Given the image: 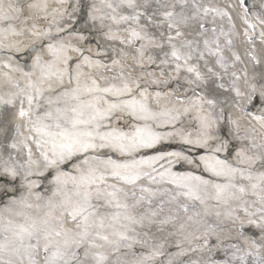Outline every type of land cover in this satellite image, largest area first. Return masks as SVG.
Segmentation results:
<instances>
[{
  "label": "bare ground",
  "instance_id": "bare-ground-1",
  "mask_svg": "<svg viewBox=\"0 0 264 264\" xmlns=\"http://www.w3.org/2000/svg\"><path fill=\"white\" fill-rule=\"evenodd\" d=\"M197 2L201 5V16L182 26L181 31L185 35L174 41L182 53L189 51L183 47L185 41L193 42V58L189 64L200 71L203 80L189 84L195 76L183 67L176 70L177 62L170 55L171 49L166 39L160 36V32L165 31L164 28L149 27L143 16L139 23L131 20L116 23L112 19L115 16L120 20L121 16H131L134 12L144 13L143 7L132 9L121 0H0V9L10 13L12 18L10 24L0 19V28L3 30L0 31V233L8 226L9 220L16 225L24 224L27 217H44L50 211L45 201L53 197L54 193L57 196L54 200L55 207L51 209L53 216L58 217L63 212L66 229H75V224L78 223L73 222L68 212L59 207L65 194L71 196L73 201L77 199L73 195V186L70 183L66 186L57 185L55 177L68 168L75 175L78 166H88L83 164L82 158H74L75 162L69 161L56 167L46 166L42 152L48 151L51 158L50 145L43 148L38 146L40 136L31 130L28 118H20L18 115L20 101L24 100V108L27 110V100L16 84L18 82L27 89L28 78L24 76V72H36L33 63L27 62L38 55L45 61H50L52 57L47 52L46 44H63L69 46L73 73L82 60V64H79L83 73L80 77L82 85H90L92 79H95L101 87H119L122 83L119 74L123 69L126 79L131 77L140 85L139 91L134 88L133 95L140 99L139 92L147 90L146 103L153 112L183 114L176 122L179 133L170 137L167 134L174 131L173 125L161 123L167 117L158 115L156 131L165 134L166 138L154 149H142L134 153L136 159L158 156L162 152H181L191 160L189 162L165 156L155 164L156 171L143 168L142 171L157 176L155 183L147 176L133 184L109 177L107 183L116 184L128 193L127 196L120 194V198L128 205L127 214L135 222L121 221V225H127L120 230L128 237L127 243L130 246H120L118 250L105 247L94 251L104 252L108 256L107 264H136L137 260H143L144 264H228L229 261L231 264H240L241 258L245 259V264H255L258 260H264V222L261 220L264 213L258 210L262 206L259 196L253 195L249 189L245 194H238L235 199L217 198L215 185H227L229 177L214 175L202 160L214 153L231 167L252 168L254 175L264 173V124L256 119V116L264 115V0H248L247 3H242L241 0ZM29 3H46L47 9L28 8ZM109 3L113 5L112 8L107 7ZM136 3L143 5L144 0H136ZM17 5L22 9L19 12L16 11ZM90 6L97 9L90 11ZM205 7L227 12L231 20L227 16H218L215 12H209L205 16L202 12ZM154 8L155 5L153 9H149V13ZM103 17H109L113 21L109 22ZM201 23L204 24L203 28L199 27ZM252 24L256 27L252 28ZM11 25L28 26L23 29L31 27L32 31L24 33L25 30L21 29L18 34ZM130 29H135L142 35L155 34L157 42H163L165 46L157 48L155 44L149 45L146 40L128 43ZM43 33L50 35H42ZM38 34L41 36L38 37ZM74 34L80 37L72 36ZM96 35L99 36L96 40L90 38ZM205 39L209 42L219 40L226 68L220 67L217 56L207 53L203 43ZM229 40L232 41L231 44L228 43ZM93 43L102 52L113 50L115 54L103 57H114L112 60L116 63L90 66L84 63L82 52L73 51L74 48ZM141 43L145 45L143 58L138 51ZM34 45L38 46L35 50ZM212 47L216 48L215 43H212ZM92 52L96 54L94 50ZM198 53H204L203 57H198ZM8 55L28 57V61L24 59V64H20ZM236 56H239V60H236ZM179 63L183 64V61ZM9 64L11 67L7 66ZM38 76L39 73L36 72L31 79L37 81ZM64 83L67 84V78ZM45 88V98L42 101L44 109L41 111L50 110L55 116V110L63 108L64 102L61 100L49 105L47 100H55L60 95L62 86L53 79L52 90H47V85ZM237 89L241 93L239 96L236 94ZM156 93H160L159 98ZM253 97L259 99L253 102ZM128 98L130 97H121ZM9 99L13 103H4ZM249 100L252 102L249 103ZM38 102L41 101L37 96L33 105V120ZM101 106L106 107L103 102ZM119 116L123 118L112 120L110 127L129 131L133 126L144 123L129 116L127 112H122ZM185 136L194 142L186 143ZM205 136L210 137L208 146L201 148L195 141ZM12 144L16 147L13 148ZM101 152L106 153L104 159L109 156L120 161L132 158L111 149H97L91 155ZM168 169L182 177H198L208 181L207 185H200L197 192L201 199L195 200L184 195L183 192L187 189L169 183L167 177L161 180L159 173ZM231 182L237 186L252 183L242 179L239 173L235 174ZM188 183L196 184L197 181L189 180ZM141 186L152 189L154 194L151 203L140 199L141 195H149L142 193ZM165 189L171 191L165 193ZM229 191L235 192L236 189ZM133 192L136 193L135 196L132 195ZM182 204L189 206L188 211H184ZM8 206L13 209L12 212L7 211ZM113 211L115 209L100 208L101 214ZM52 223L56 224L55 219ZM106 234L110 239H118L110 233ZM237 248L241 250L238 251ZM77 252L83 264H92L91 257L83 254L84 246L77 249ZM235 252H241V258L226 257ZM43 257L41 249L38 258L40 264H44Z\"/></svg>",
  "mask_w": 264,
  "mask_h": 264
},
{
  "label": "snow or ice",
  "instance_id": "snow-or-ice-1",
  "mask_svg": "<svg viewBox=\"0 0 264 264\" xmlns=\"http://www.w3.org/2000/svg\"><path fill=\"white\" fill-rule=\"evenodd\" d=\"M121 2L132 9L143 7L144 13L134 12L131 16H121L120 20L113 16L112 19L116 23L129 20L139 23L143 16L149 27L164 28L165 31L160 32V36L166 39L171 49L170 55L177 62L176 70L179 71L183 67L188 73L194 74L195 79L190 80L189 84L203 80L200 71L189 64V61L193 58V42L191 40L185 41L183 47L189 50L187 53H182L174 42L185 35L181 31L182 26L188 25L190 21L196 20L201 16V5L197 0H191V2L190 0H172V2H168V0H144L143 5H137L136 0H121ZM241 2L247 3L248 0H241ZM154 5V10L149 13V9H153ZM27 7L46 10L47 4L29 3ZM107 7L112 8L113 5L109 3ZM21 10V6L17 5L16 11L19 12ZM202 12L205 16L209 12H215L218 16H227L231 20L229 14L220 9L205 7ZM145 13L149 14L145 15ZM0 19L10 24L12 18L10 13L0 9ZM158 20L160 21L159 23L157 22ZM199 27L203 28L204 24L201 23ZM251 27L255 28L256 25L252 24ZM129 31L128 43L146 40L149 45L155 44L157 48L162 49L165 46L163 42H157L155 34L148 35L145 33L142 35L141 32L135 29H130ZM213 31H216V29H213ZM169 33H174V35ZM13 34L15 35L16 33L13 32ZM42 35H50V33H43ZM203 43L207 53L217 56L220 67L226 68L225 58L219 48V40L209 42L205 39ZM212 43H215V49H213ZM228 43L231 44L232 41L229 40ZM36 47L38 46L34 45L33 49L35 50ZM46 47L52 59L45 61L42 56L38 55L33 61V68L39 73L37 81L31 79L36 72H24V76L28 78L27 89L18 82L16 84L20 92L25 94L27 100V110L24 108V100L20 101L21 106L18 115L20 118H28L31 130L40 136L37 141L38 146L43 148L45 145H50L51 158L48 155V151L42 152L46 166L56 167L69 161L75 162L74 158H82L83 164L88 166L87 168L78 166L75 175L62 172L55 177L57 185L66 186L70 183L73 186V195L77 199L73 201L71 196L65 194L64 198L59 202V207L68 212L73 222L78 221V223L75 224V229H66L64 228L65 219L63 212L58 217L53 216L51 209L55 207L54 200L57 196V193H54L53 197L47 198L45 201L50 211L44 217H27L24 224L16 225L11 220L8 221V226L0 233V236H2V239H0V264H40L38 258L41 249L44 252V264H83L77 252V249L81 248V246H84V256L91 257L92 264H107L108 256L104 252L94 250L105 247L118 250L120 246H130L127 243L128 237L120 230L121 227H127V225H121V221L135 222L127 214L128 205L120 198V194L127 196L128 193L123 188H118L116 184L107 183L108 178L112 177L133 184L147 176L155 183L157 182V176H153L151 172L142 171L143 168L148 167L156 171L155 164L159 160L164 159L165 156L191 162L190 158L184 156L181 152H162L158 156L142 157L140 159H136L133 155L142 149L156 148L166 138L165 134L156 131L158 115L167 117L161 123L173 125L174 131L167 134L170 137L179 133L180 129L176 127V122L183 114L153 112L146 103L147 90L139 92L140 99L133 95L134 88L139 91L140 85L131 77L126 79L123 69H121L119 74L122 81L119 87L116 85L101 87L95 79H92L90 85H82L80 77L83 73L80 71V65L77 64L75 73L71 70L70 61L72 58L68 54L69 46L47 43ZM144 48V43H141L138 49L141 58L144 56ZM73 51L79 52L80 49L74 48ZM203 55L204 53H198L200 58ZM235 58L239 60V56ZM82 59L84 63L96 66L88 57H82ZM149 59L151 58L149 57ZM180 61H183V64L179 63ZM164 63H167V61H164ZM7 66L11 67L10 64ZM65 78H67V84L64 83ZM53 79L55 83L62 86V91L55 100L49 98L47 103L51 105L63 100L65 105L63 108L55 110V116L50 110L41 111L44 109L42 101L45 98V85H47V90H52ZM73 84L75 86H72ZM236 94L238 96L241 95L238 89ZM37 96L40 97L41 102L35 105L36 113L35 120H33V105ZM124 96L130 98L121 99ZM156 96L159 98L160 93H156ZM109 97H116L117 99L113 100ZM252 99L254 102L255 99L259 98L253 97ZM101 102L106 107H102ZM4 103L11 104L13 100L9 99L4 101ZM208 103H213V101H208ZM157 104H159V99H157ZM122 112H127L129 116L144 123L133 126L129 131L110 127L112 120L123 118L119 116ZM256 119L264 124V115L256 116ZM188 136L184 137L185 142L193 143L194 141ZM208 139L210 137L205 136L203 139L195 141V143L204 148L208 146ZM12 147L15 148L16 145L12 144ZM97 149H111L114 152H119L121 155L132 158L127 161L112 159L110 156L104 159L103 157L106 155L104 152L91 155ZM216 151H219V149ZM29 156H31V149H29ZM202 160L206 168L214 175L229 177L227 185H215L217 198L235 199L238 198V194H245L250 189L253 195L259 196L262 206L258 210L264 213V173L254 175V169L252 168L240 169L231 167L225 161H221L214 153L208 157H203ZM171 162L170 160L169 163ZM236 173H239L242 179L252 183L248 186L233 184L231 180ZM165 177L168 178L169 183H175L179 188L187 189L183 194L195 200L201 199L197 195L200 185L208 184V181L198 177L179 176L172 173L170 169L159 173L161 180H164ZM189 180L197 181V183L190 185L188 183ZM229 189H236V191L230 192ZM141 191L142 193H149V195H141L140 199L151 203L152 195L154 194L152 189L141 186ZM164 191L167 193L171 189H165ZM132 195L135 196L136 193L133 192ZM93 201L102 203L97 204ZM101 207L112 208L115 211L101 214ZM181 207L184 211H188V205L182 204ZM192 207L194 208L195 205ZM161 210H163V201L161 202ZM7 211L12 212L13 209L8 206ZM197 215L199 214L197 213ZM53 219L56 221L55 225L52 223ZM261 220L264 222V216H262ZM250 223L253 222L250 221ZM240 228L241 230L243 229L242 223ZM106 233H110L118 239H110ZM237 250L241 249L237 248ZM155 254L153 253V255ZM136 264H144V261L137 260ZM228 264H231V262L229 261ZM255 264H264V260H258Z\"/></svg>",
  "mask_w": 264,
  "mask_h": 264
},
{
  "label": "rangeland",
  "instance_id": "rangeland-1",
  "mask_svg": "<svg viewBox=\"0 0 264 264\" xmlns=\"http://www.w3.org/2000/svg\"><path fill=\"white\" fill-rule=\"evenodd\" d=\"M29 1H27V3H28ZM26 3V4H27ZM24 7V6H23ZM97 9V7L95 8L94 6H90V11H95ZM103 19H107V21H113L111 18H109V17H103ZM12 27V29L15 31V32H17L18 34H20V32H21V29H22V31L23 30H25V32L24 33H30L31 31H32V28L31 27H29L28 29H23L24 27H28V26H22V27H17L16 25H11ZM20 29V30H19ZM0 31H3V30H1V28H0ZM41 35L40 34H38V37H40ZM72 36H74V37H80L78 34H74V35H72ZM97 37H99L98 35H96V36H91L90 38L91 39H93V40H96V38ZM27 38V37H26ZM96 42V41H95ZM80 47H82V48H80ZM80 47H78L79 49H80V52H82L83 54H84V56L83 57H88L92 62H94L96 65H97V63L98 64H101V65H110V64H112V63H114L115 62V60L113 61L112 59H115L114 57H112V58H104L103 56H106V55H109V54H115V52L113 51V50H111L110 52H102L101 50H97V48H96V46H95V44L93 43V44H90V45H86V46H80ZM44 48H46V47H44ZM113 49L115 50V48L113 47ZM43 50H45V49H43ZM95 51L96 52V54L95 53H93L92 51ZM13 61H15V62H17V63H20V64H24V59H27L28 57H24V56H17V57H15V56H12V55H8ZM27 61H28V59H27ZM33 59H31V60H29L28 62H27V64H31V63H33ZM26 64V63H25ZM26 64V65H27ZM79 64L81 65L82 64V60H81V62H79ZM70 168H68L67 169V171H64L63 173H71L70 172ZM62 173V172H61Z\"/></svg>",
  "mask_w": 264,
  "mask_h": 264
}]
</instances>
